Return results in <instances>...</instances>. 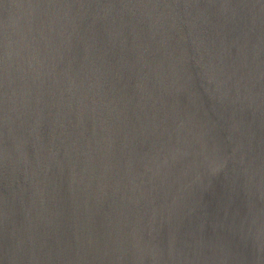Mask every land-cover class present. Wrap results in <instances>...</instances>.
<instances>
[{
    "label": "water",
    "instance_id": "water-1",
    "mask_svg": "<svg viewBox=\"0 0 264 264\" xmlns=\"http://www.w3.org/2000/svg\"><path fill=\"white\" fill-rule=\"evenodd\" d=\"M0 264H264V0H0Z\"/></svg>",
    "mask_w": 264,
    "mask_h": 264
}]
</instances>
